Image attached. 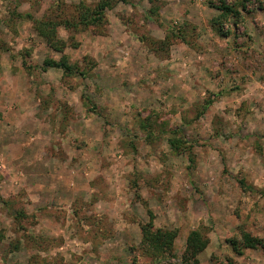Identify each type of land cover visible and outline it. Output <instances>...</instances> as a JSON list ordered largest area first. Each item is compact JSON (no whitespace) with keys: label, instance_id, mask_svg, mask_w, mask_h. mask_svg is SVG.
Returning a JSON list of instances; mask_svg holds the SVG:
<instances>
[{"label":"rangeland","instance_id":"rangeland-1","mask_svg":"<svg viewBox=\"0 0 264 264\" xmlns=\"http://www.w3.org/2000/svg\"><path fill=\"white\" fill-rule=\"evenodd\" d=\"M58 1L0 0V264H163L145 225L176 233L166 264L193 230L198 264H264L232 244L264 240V0H225L227 36L211 28L224 0L117 2L103 30L59 29L71 76L45 69L62 54L26 16ZM178 27L191 44L152 42Z\"/></svg>","mask_w":264,"mask_h":264},{"label":"trees","instance_id":"trees-1","mask_svg":"<svg viewBox=\"0 0 264 264\" xmlns=\"http://www.w3.org/2000/svg\"><path fill=\"white\" fill-rule=\"evenodd\" d=\"M128 2L129 0H98L96 3L91 4L84 0L79 1L78 3H68L64 0L58 1L56 7L52 8L48 13L42 17H33L30 14H26L29 19H32L33 25L36 32L41 36L47 46L56 52L62 54L61 58L58 60L52 58H45L44 67L46 68H57L62 69L65 75L71 76L74 74L76 67L69 63L67 56L64 54L66 48V41L60 37L59 29L64 28L68 31H76L83 28H99L105 29L107 25V15L106 12L108 9H111L114 4L117 2ZM153 1V0H152ZM247 1L243 0L241 6L248 11ZM213 7L220 9L222 12L214 17L211 20V28L217 33H220L222 36H227L228 32L224 31L225 23L228 21L229 17H239L240 12L234 8L233 5L229 4L225 0L220 4L212 3ZM158 7L151 6L150 8V18L155 19L156 12ZM233 14V15H232ZM20 18H24V14H19ZM224 20V21H222ZM158 21V20H156ZM177 37L180 41L184 43L191 44V40L187 38L186 34L182 30H179V27L175 30H171V34H167L166 38L159 41H152L154 44L160 43H170L171 37ZM169 41V42H168ZM170 44H168L169 46ZM64 54V55H63ZM145 126V125H144ZM143 126V127H144ZM146 129L149 126H145ZM171 133L170 143L174 151H177L179 154L188 153L189 159L194 161V152L193 144L187 142L183 138L182 133L179 128L170 129ZM151 135V134H150ZM9 202H7L8 204ZM23 217V213H18L15 216V219ZM143 231V242L146 246V253L153 256L158 262L166 264V261H169V257H174L173 255V239L176 237L175 232L168 233L167 231H153L146 225L142 228ZM209 239L200 234L199 230H193L189 233L187 239V246L185 252L183 253L182 260L185 264H198V255L202 252L208 245ZM234 249L237 250L238 254H241L242 251L238 246L250 249L263 248L264 249V240L259 237L250 235L245 230H241V238L239 243L235 240H232Z\"/></svg>","mask_w":264,"mask_h":264},{"label":"crops","instance_id":"crops-1","mask_svg":"<svg viewBox=\"0 0 264 264\" xmlns=\"http://www.w3.org/2000/svg\"><path fill=\"white\" fill-rule=\"evenodd\" d=\"M14 93V96L16 95H19L20 93L19 92H13ZM17 101V100H16ZM22 116V115H21ZM19 118V117H18Z\"/></svg>","mask_w":264,"mask_h":264}]
</instances>
